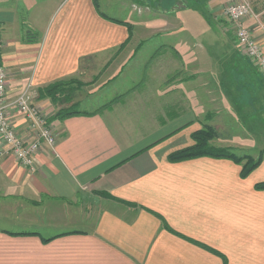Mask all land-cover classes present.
<instances>
[{"label": "crops", "instance_id": "1", "mask_svg": "<svg viewBox=\"0 0 264 264\" xmlns=\"http://www.w3.org/2000/svg\"><path fill=\"white\" fill-rule=\"evenodd\" d=\"M240 1L0 0L8 102L25 93L41 104L39 89L93 68L94 79L106 75L100 92L124 74H145L140 92L125 86L108 106L52 122L55 148L43 146L32 171L0 141V264H264V190L255 188L264 157L246 178L230 160H167L204 126L219 129L211 146L257 159L264 130L241 121H261L263 76L237 47L201 62L200 52L172 47L142 66L140 52H123L135 41L132 8L162 20L152 35H171L201 9L219 23L223 6ZM245 1L255 17L245 24L264 50V0ZM27 30L36 42H26ZM226 66L239 79H224ZM7 116L33 139L16 110Z\"/></svg>", "mask_w": 264, "mask_h": 264}, {"label": "rangeland", "instance_id": "2", "mask_svg": "<svg viewBox=\"0 0 264 264\" xmlns=\"http://www.w3.org/2000/svg\"><path fill=\"white\" fill-rule=\"evenodd\" d=\"M131 0H129L130 3ZM243 2L245 0H242ZM120 2L127 4L126 0H120ZM250 7L252 6L249 1H245ZM239 3V2H237ZM233 3V4H237ZM135 5L142 4L140 0H135ZM232 3L228 4L231 5ZM228 5H224L217 17L220 19L218 23L215 21L205 10H200L201 17L199 18H190L192 24L188 23L183 25L182 32L177 34H158L152 35V33L159 28H163L162 20L158 18L149 17L148 13L144 10H137V8H132L130 12V22L133 23L134 26V37L135 41H132L127 49L123 52H132L135 49L139 54V65H144L145 62L149 60H153L154 52H174L171 48H175L178 52H200L198 57V62L207 61L208 57L211 56L213 59H220L225 57L223 56L226 52H235V48L237 47L241 53V55L249 62V64L264 78V75L261 74L256 68L255 65L245 56L244 52L240 50V48L236 45L234 39V28L233 23L229 22L225 17V8ZM264 6V2H263ZM120 7V6H118ZM121 8V7H120ZM124 9V8H121ZM119 9V17H123L126 14ZM252 9V8H251ZM264 17V16H263ZM250 18L255 17L252 15ZM247 20V19H246ZM246 28L250 30L249 27L245 24ZM252 33V31L250 30ZM144 38L145 42L140 41ZM255 38V37H254ZM138 39V40H137ZM257 41V40H256ZM258 42V41H257ZM259 43V42H258ZM261 46V45H260ZM125 48V47H124ZM263 50V48H262ZM264 51V50H263ZM151 52V56L153 58H149V53ZM153 52V53H152ZM202 56V57H200ZM136 65H138L136 63ZM151 65V63H150ZM184 67L189 68V65L185 62L184 59ZM184 68V70H186ZM96 68L91 69L86 76L76 77L74 79L65 80L67 85L62 88L67 91L66 95L70 99V103L67 105H53L49 100H39L38 96H35L36 100L41 102V104L35 103V105L43 111V117L50 118L52 115L61 108L70 107L71 105H78L77 102L80 103L76 107L77 110H92L102 105L108 106L111 104L112 99L114 97L115 91H124L125 86L127 88H131L135 86V92H140L141 85L143 84V77L145 74L137 73V74H124L118 81L120 84L115 87L109 86L108 89L103 91H98L96 87L101 84L102 77H106V75L101 76L99 79H94L91 75L97 74L95 72ZM186 70L185 72H187ZM235 70L231 66H226L225 71H223L222 77L226 80L234 81L239 79V76L234 73ZM260 76V77H261ZM221 77V73H216L215 79H219ZM199 78H203V75L199 76ZM214 79V78H213ZM118 84V83H117ZM124 89V90H122ZM46 101L48 103L46 104ZM110 103V104H109ZM264 105V103H262ZM55 110V111H54ZM264 110V108H263ZM52 111V112H50ZM50 112V113H49ZM261 121L256 120H243L241 121V125L245 127L244 129L248 130L249 128L254 129V133H260L261 130H264V111L261 115H259ZM238 123V122H237ZM205 127V126H204ZM203 127V128H204ZM202 128V129H203ZM211 128H213L211 126ZM201 130V129H200ZM218 131L219 129H214ZM263 145V144H262ZM246 156V155H241Z\"/></svg>", "mask_w": 264, "mask_h": 264}, {"label": "built area", "instance_id": "3", "mask_svg": "<svg viewBox=\"0 0 264 264\" xmlns=\"http://www.w3.org/2000/svg\"><path fill=\"white\" fill-rule=\"evenodd\" d=\"M225 17L233 23L234 41L245 56L255 65V68L264 75V51L253 34L245 27L243 21L253 15L251 7L244 1L228 5L225 8ZM2 43L0 41V54ZM8 80L0 60V141L6 146L7 154L20 166L34 169L35 155L43 146L54 150L56 138L53 128L46 124V117L35 103L25 94L18 95L11 102L7 101ZM8 109L16 112L24 119L27 130L33 134V139L26 138L18 132L7 116Z\"/></svg>", "mask_w": 264, "mask_h": 264}, {"label": "trees", "instance_id": "4", "mask_svg": "<svg viewBox=\"0 0 264 264\" xmlns=\"http://www.w3.org/2000/svg\"><path fill=\"white\" fill-rule=\"evenodd\" d=\"M103 17V16H102ZM121 23V22H120ZM130 29V26H128ZM38 36L27 30L25 32V40L28 43H34L37 41ZM134 52H137L134 50ZM67 85L66 81H59L50 84L42 89L38 90L37 96L41 100H49L53 105H67L70 103V99L66 95L67 91L62 87ZM112 103V102H111ZM78 105L74 104L70 107L61 108L52 117L46 120V124L50 125L52 122L58 119H65L73 116L84 115L76 109ZM216 137V131L210 126H205L203 129L194 132L191 135L193 145L187 148L178 150L168 155L167 160L170 163H179L189 161L198 158H212V159H224L230 160L235 164L241 166L240 177L246 178L261 162L264 157V152L261 153L257 159H253L250 156L236 155L232 150L226 148H215L210 145V141ZM256 190H264V183L257 184ZM165 227V224L164 226ZM165 229H168L165 227ZM211 253L221 256L219 253L208 249ZM225 264V260H224Z\"/></svg>", "mask_w": 264, "mask_h": 264}]
</instances>
